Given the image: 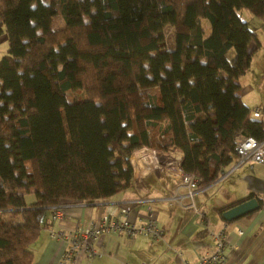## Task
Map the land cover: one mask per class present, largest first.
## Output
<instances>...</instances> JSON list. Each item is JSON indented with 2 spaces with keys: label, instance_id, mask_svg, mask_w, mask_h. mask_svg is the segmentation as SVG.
<instances>
[{
  "label": "trees",
  "instance_id": "1",
  "mask_svg": "<svg viewBox=\"0 0 264 264\" xmlns=\"http://www.w3.org/2000/svg\"><path fill=\"white\" fill-rule=\"evenodd\" d=\"M243 10L264 22V0H0L9 40L0 59V264H33L54 206L125 190L137 149L179 150L202 188L235 164L241 138L264 140V119L241 93L260 48ZM31 192L38 200L28 203Z\"/></svg>",
  "mask_w": 264,
  "mask_h": 264
},
{
  "label": "crops",
  "instance_id": "2",
  "mask_svg": "<svg viewBox=\"0 0 264 264\" xmlns=\"http://www.w3.org/2000/svg\"><path fill=\"white\" fill-rule=\"evenodd\" d=\"M256 33L260 48L253 56L245 79L240 78L243 86L241 93L252 110L256 106L261 107L259 118L264 119V40ZM257 63L261 67L260 73L255 70ZM173 153L181 155L176 149ZM232 167L225 173L228 175L224 179L194 197V208L189 207L191 200L185 197L132 205L130 218L137 224L151 207L163 230L162 237L154 239L140 234L130 237L124 232L107 234L99 241L103 255L94 259L93 264H118L119 260L129 264H195L203 253L213 249V236L226 223L229 227L225 232L227 260L224 264H264V163L248 162L230 171ZM222 182L231 185L226 187L221 185ZM185 193L186 189L179 190V194ZM250 193L254 194L252 197H257L259 203L261 200L256 211L232 222L225 221L218 214V207L229 205ZM124 194L125 190L92 205L76 202L64 207V214L51 218L34 241L33 264H60L64 245L50 236V230H71L77 226L85 228L90 220H97L103 214L121 219L120 207L123 204L120 200ZM240 230L243 232L240 233ZM81 264H87V261L82 260Z\"/></svg>",
  "mask_w": 264,
  "mask_h": 264
},
{
  "label": "built area",
  "instance_id": "3",
  "mask_svg": "<svg viewBox=\"0 0 264 264\" xmlns=\"http://www.w3.org/2000/svg\"><path fill=\"white\" fill-rule=\"evenodd\" d=\"M261 110L259 106L254 107V116L258 117ZM235 150L237 159L230 171L236 170L248 162L264 163V140H258L252 136L241 138ZM130 163L133 173L130 184L120 200V203L123 204L120 207V214L123 216L121 219L103 214L97 220H90L85 228L77 226L71 230L49 231L51 237L58 239L64 245L60 264H81L82 260H86L87 264H93L94 259L103 255L99 241L107 234L124 232L130 237L137 234L154 239L162 237L163 230L158 225L151 207L148 208L143 219L137 224L130 218L132 205L159 199L181 200L185 197L191 200L189 207L194 208V197L205 192L209 187L200 188L197 175L186 170L182 165V155L175 154L173 151L142 147L132 153ZM220 180H222L221 177L217 181ZM181 188L186 189L185 195L179 194ZM98 201L80 203L92 205ZM70 203L76 202H63L54 206L51 218L55 219L62 216L64 207ZM228 227L226 223L221 231L214 234L213 249L203 253L195 264L225 263L227 260L225 232ZM242 232L240 230V233ZM118 264L129 263L125 260H119Z\"/></svg>",
  "mask_w": 264,
  "mask_h": 264
},
{
  "label": "rangeland",
  "instance_id": "4",
  "mask_svg": "<svg viewBox=\"0 0 264 264\" xmlns=\"http://www.w3.org/2000/svg\"><path fill=\"white\" fill-rule=\"evenodd\" d=\"M240 14L243 17V19H245V20L248 21L249 27L252 30L258 32L260 34L261 40H264V22L261 19L257 18L256 16L252 15L247 10H243ZM64 25H65V22H64V20H63V18H62L61 15H57V16L54 17V19H53V25H52V27L54 29H60ZM206 27L209 30V26L206 25ZM167 35H168L169 43L172 45L173 39H174V30H173L172 27H168L167 28ZM8 50H9V40H8L6 34H3V35L0 36V59H1V57L3 55H5V54L8 53ZM255 70H256L257 73H260L261 72V67H260V64L259 63H257V65L255 67ZM241 79L242 80L245 79V74L241 77ZM74 94H75V97L76 98H82V97H84V93L83 92H76ZM228 171H229V169L226 172H228ZM224 174L221 176V179H224L228 175V174H225V175ZM221 185H226V187H229L231 184H228L227 182H222ZM25 198H26V201L28 203H32V202H35V201L38 200L37 195L35 193H33V192L27 193L25 195ZM9 217H10V219L12 221H21V217H19V216H8V218Z\"/></svg>",
  "mask_w": 264,
  "mask_h": 264
},
{
  "label": "water",
  "instance_id": "5",
  "mask_svg": "<svg viewBox=\"0 0 264 264\" xmlns=\"http://www.w3.org/2000/svg\"><path fill=\"white\" fill-rule=\"evenodd\" d=\"M259 207H260V203L257 197H250L246 200H243L225 209L222 212V218L225 221L232 222L247 214L256 211L257 209H259Z\"/></svg>",
  "mask_w": 264,
  "mask_h": 264
}]
</instances>
